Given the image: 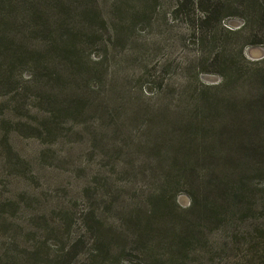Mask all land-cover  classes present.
I'll return each instance as SVG.
<instances>
[{"label":"trees","instance_id":"16d2710c","mask_svg":"<svg viewBox=\"0 0 264 264\" xmlns=\"http://www.w3.org/2000/svg\"><path fill=\"white\" fill-rule=\"evenodd\" d=\"M110 1L118 7L122 0ZM146 1L142 3L147 16L163 6L167 8L164 17L169 16L184 26L206 53V61L220 76V83L204 85L196 76L191 93L188 92L190 103L183 105L184 109L172 101L163 103L162 121L140 112L130 114L132 120L140 121L146 128L159 126V130L148 135L146 144L149 155L162 157L157 165L163 177L151 185L143 199L145 203H134L138 192L130 199L127 209L114 199L110 203L116 214H125V219L109 221L94 207L93 201L100 204L103 199L88 183L82 190L84 205L80 212L72 205L54 212L51 233L58 231L68 239L58 255L48 259L34 250L23 259L0 257V264H129L122 260L126 257L135 258L136 264H192L197 259H208L207 264H211L215 259L212 253L208 258L197 257L204 255L205 244L208 247L210 230L227 236L223 243L214 245L217 254L231 253L226 264H264L261 163L242 158L241 149L231 152L232 145L224 132L229 129L232 133L233 129L223 115L227 110L252 108L256 104L251 101L249 106L236 105L240 102V83L256 78L264 85V59L248 62L243 56L248 44H263L264 0ZM226 12H235L242 19L239 29L227 30L221 26ZM125 17L134 27L137 14L126 13ZM98 23L111 31L112 28L106 27L97 0H0L2 122H10L5 115L10 110L5 100L18 93L25 74L26 83L38 94L35 99L40 100V107L45 111L51 108L53 117L56 114L57 118H75L86 108L85 94L80 97L76 94L77 88L88 90L94 82L95 74L88 66L96 64L91 61L94 57L90 50L99 43ZM238 35H243L248 43L238 46L239 60H236L227 42L231 36ZM57 85H62L61 91ZM256 91L264 97L263 89ZM256 119L253 116L250 124L246 121L248 133L255 129ZM44 126L54 131L50 116L28 128L36 138L49 140L54 133ZM0 143L10 150L7 132L0 135ZM239 146L258 151L264 149V142L259 146L245 143ZM258 178H262V183L256 182ZM183 190L190 200L185 209L176 204V197ZM139 205L142 214L137 209ZM74 226L79 227L82 235L71 238ZM207 227L210 228L205 233ZM81 252L84 257L77 260Z\"/></svg>","mask_w":264,"mask_h":264},{"label":"rangeland","instance_id":"374dc122","mask_svg":"<svg viewBox=\"0 0 264 264\" xmlns=\"http://www.w3.org/2000/svg\"><path fill=\"white\" fill-rule=\"evenodd\" d=\"M143 1L147 2L122 0L117 7L110 0H97L106 27L113 30L106 31L105 25H97L100 28L99 43L90 50L94 57L91 61L96 64L88 66L95 74L94 82L88 90L82 86L77 88L76 95L85 94L83 102L86 104L77 117L57 118L56 114L55 117L51 114V108L43 110L40 100L35 99L37 92L26 83V74L18 86V93L5 100L10 109L5 115L10 122H2L0 114V135L7 132L10 150L0 143V257L23 259L34 250L48 259L58 255L68 239L58 231L51 233L50 222L56 218L54 212L67 205L75 206L80 212L84 205L82 190L88 183L103 199L100 204L92 200L102 217L109 221L124 220L125 214L117 215L110 202L116 199L127 209L130 199L138 192L134 203H145L143 199L151 185L163 177L162 169L157 165L162 162V157L149 155L146 144L148 135L159 130V126L146 128L140 121L132 120L130 114L140 112L146 117H156L157 122L162 121L163 103L172 101L181 104V109L190 103L188 92L191 93L196 76L204 85L220 83V76L206 61V53L184 26L169 16L164 17L167 8L163 6L152 16H147ZM126 13L137 14L134 27L128 23ZM234 13L224 14L221 21L224 29L237 30L242 26V19ZM246 43L243 35L229 38L227 44L233 58L239 60L238 46ZM262 43L245 46L243 56L248 62L264 59V41ZM248 72L250 74L251 70ZM253 79L239 84L240 102L236 105H248L251 101L256 104L252 108L223 113L233 129L232 133L229 129L224 133L232 145L231 152L241 149L242 158L261 163V175L264 176V149L252 151L247 146L238 147L241 143L259 146L264 142V97L256 91V88L264 90V85ZM57 86L61 91L62 85ZM156 103L155 108H149ZM49 116L54 131L44 127L54 136L49 140L36 138L28 126L39 125ZM253 116L257 118L255 129L248 133L246 121L250 124ZM256 182L262 183V178ZM189 203L183 190L176 197V204L185 209ZM137 209L142 214L140 205ZM209 228L204 232L207 233ZM81 235L78 226L71 229V238ZM224 237H227L225 233L220 235L217 230H210L208 247L205 244L204 255L197 257L208 258L212 253L215 259L211 264H226L231 253L214 251V245L223 243ZM225 241L228 243L229 239ZM83 257L81 252L77 260ZM122 260L137 263L135 258ZM207 261L197 259L192 260V264H207Z\"/></svg>","mask_w":264,"mask_h":264}]
</instances>
